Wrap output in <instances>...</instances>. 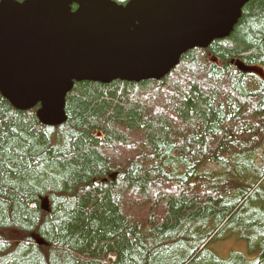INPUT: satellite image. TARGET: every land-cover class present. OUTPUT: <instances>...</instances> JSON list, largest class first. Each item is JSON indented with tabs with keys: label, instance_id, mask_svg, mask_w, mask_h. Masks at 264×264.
<instances>
[{
	"label": "trees",
	"instance_id": "16d2710c",
	"mask_svg": "<svg viewBox=\"0 0 264 264\" xmlns=\"http://www.w3.org/2000/svg\"><path fill=\"white\" fill-rule=\"evenodd\" d=\"M236 60L264 75V0L160 81L75 83L58 127L0 95V264H264V80Z\"/></svg>",
	"mask_w": 264,
	"mask_h": 264
},
{
	"label": "water",
	"instance_id": "95a60500",
	"mask_svg": "<svg viewBox=\"0 0 264 264\" xmlns=\"http://www.w3.org/2000/svg\"><path fill=\"white\" fill-rule=\"evenodd\" d=\"M250 1L1 0L0 95L16 110L38 107V121L58 127L75 83L160 81L186 52L229 37ZM41 208L49 211L47 199Z\"/></svg>",
	"mask_w": 264,
	"mask_h": 264
},
{
	"label": "rangeland",
	"instance_id": "374dc122",
	"mask_svg": "<svg viewBox=\"0 0 264 264\" xmlns=\"http://www.w3.org/2000/svg\"><path fill=\"white\" fill-rule=\"evenodd\" d=\"M211 248L212 251L216 253L221 259L228 258L231 253H240L245 251L244 243L236 239H230L222 243L212 244Z\"/></svg>",
	"mask_w": 264,
	"mask_h": 264
}]
</instances>
